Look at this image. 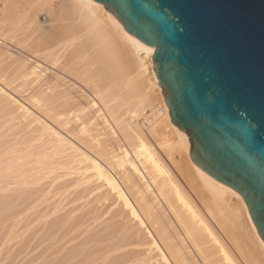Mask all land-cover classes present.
Here are the masks:
<instances>
[{
  "label": "bare ground",
  "instance_id": "1",
  "mask_svg": "<svg viewBox=\"0 0 264 264\" xmlns=\"http://www.w3.org/2000/svg\"><path fill=\"white\" fill-rule=\"evenodd\" d=\"M31 1L44 23L9 11L0 34V264H264L242 198L171 123L154 49L91 0Z\"/></svg>",
  "mask_w": 264,
  "mask_h": 264
},
{
  "label": "water",
  "instance_id": "2",
  "mask_svg": "<svg viewBox=\"0 0 264 264\" xmlns=\"http://www.w3.org/2000/svg\"><path fill=\"white\" fill-rule=\"evenodd\" d=\"M154 49L191 162L235 191L264 243V0H91Z\"/></svg>",
  "mask_w": 264,
  "mask_h": 264
},
{
  "label": "rangeland",
  "instance_id": "3",
  "mask_svg": "<svg viewBox=\"0 0 264 264\" xmlns=\"http://www.w3.org/2000/svg\"><path fill=\"white\" fill-rule=\"evenodd\" d=\"M23 1V2H22ZM25 1V2H24ZM56 0H49V2H51L50 4L46 1V4H48L49 6H51V7H55L56 5H57V1L55 2ZM21 4H19L18 6H16L15 7V9L17 8L18 9V11H17V9L15 10H7V14L9 15V11H11V13H12V15H21V18L19 19L18 17H20V16H18L16 19H18V23H21V24H23V25H25V24H29L30 22H32L33 20H35V22H37V23H40V24H42V23H44V19H45V17H43L44 15H42V13L39 11L38 12V10H37V13H35V11L34 10H32V8H31V5H34V4H36L35 2L36 1H33V3H31L32 1L30 0H21ZM53 2V3H52ZM56 3V4H55ZM1 1H0V9H1ZM33 9H35L34 7H33ZM1 11V10H0ZM17 11V12H16ZM17 13V14H16ZM19 13V14H18ZM1 14V13H0ZM36 14H38V15H36ZM2 15V14H1ZM1 15H0V28H4L5 26H9L10 25V18H12L13 19V21L14 22H16V20H15V16L13 17L12 15H9L10 17L8 18V19H10V20H8V19H6V17H8V15H6L4 18L7 20V22H5L6 20L4 19V18H2L1 17ZM4 19V20H3ZM21 20V22H19ZM8 21H9V24H7L8 23ZM12 25V24H11ZM10 25V26H11ZM6 27V29H0V30H2L1 32H0V34H2V36H3V31H4V33L6 32V30L8 31V29L10 28V27ZM9 32H6L5 34H4V36L3 37H6V35L8 34ZM9 36H12V35H8L7 36V39H9V38H12V37H9ZM9 37V38H8ZM141 58L144 60V64H145V69H144V71H143V75H144V77L145 78H150V65H149V61H148V59L147 58H144V55H142L141 56ZM160 95L159 94H157V92H155L154 90L151 92V103L153 104V106H154V108H157V106H160ZM127 110H128V113L129 114H134L136 111H139L140 109H139V106L136 104V102H135V100H132V101H129V103L127 104V105H125L124 106ZM150 112L151 111H148V110H146V111H144L143 112V116H142V118H140V120H138V125L139 126H142L143 128H142V131H143V133L148 137V139L151 141V137L148 135V133L149 132H147V131H149L148 130V128L146 127L147 125L145 124L146 122H145V118H146V116L148 117V115L150 114ZM153 112H155V111H153ZM145 114V115H144ZM141 123V124H140ZM157 152H158V154H159V156H160V158L164 161V163H165V165H167V167L170 169V171H171V173H172V175L175 177V179L184 187V183H183V181L181 180V178H179L178 177V175L173 171V168L171 167V165L169 164V162L167 161V159L165 158V156L161 153V151L160 150H157ZM177 153V154H176ZM179 152L177 151H172V155L175 157H173V159H175V161H179V163L184 167V168H188V165L186 164L187 163V159H185L186 157H184L185 155L182 153H179ZM178 155V156H177ZM180 158V159H179ZM177 159V160H176ZM182 162V163H181ZM234 202L236 203V205L238 206V203L234 200ZM247 230H248V228H247Z\"/></svg>",
  "mask_w": 264,
  "mask_h": 264
},
{
  "label": "built area",
  "instance_id": "4",
  "mask_svg": "<svg viewBox=\"0 0 264 264\" xmlns=\"http://www.w3.org/2000/svg\"><path fill=\"white\" fill-rule=\"evenodd\" d=\"M158 109H160V106H157Z\"/></svg>",
  "mask_w": 264,
  "mask_h": 264
}]
</instances>
